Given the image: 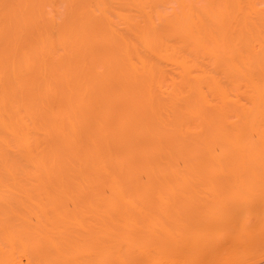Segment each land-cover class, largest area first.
Instances as JSON below:
<instances>
[{"label":"bare ground","instance_id":"bare-ground-1","mask_svg":"<svg viewBox=\"0 0 264 264\" xmlns=\"http://www.w3.org/2000/svg\"><path fill=\"white\" fill-rule=\"evenodd\" d=\"M176 200L196 203L180 208L188 224ZM133 214L164 220L122 222ZM262 226L264 0H0L6 251L190 264Z\"/></svg>","mask_w":264,"mask_h":264},{"label":"rangeland","instance_id":"rangeland-1","mask_svg":"<svg viewBox=\"0 0 264 264\" xmlns=\"http://www.w3.org/2000/svg\"><path fill=\"white\" fill-rule=\"evenodd\" d=\"M157 201V200H156ZM156 201H154V202H152L151 203V201H150V204H149V206L150 205H159V203L158 202H156ZM171 201V200H170ZM177 201V200H176ZM179 201V200H178ZM177 201V206H180V207H178L179 209H176V207H175V210H180V208H181V206L183 207V205H184V207L185 206H190V207H192V206H197L196 205V203H192V202H190V203H186V200H184V201H181V202H178ZM163 202V201H162ZM166 202V201H165ZM183 202V203H182ZM197 202V201H196ZM175 203V202H174ZM174 203H165V205H166V207H167V205H169L170 206V204H171V206L173 207V206H175L176 205V203L174 204ZM200 203V202H199ZM202 203V202H201ZM173 204V205H172ZM178 204H180V205H178ZM186 204V205H185ZM208 204V203H207ZM210 204V203H209ZM160 205H161V203H160ZM159 205V206H160ZM200 205V204H199ZM203 205V204H202ZM204 205H205V203H204ZM203 205V206H204ZM201 206V205H200ZM183 207V208H184ZM199 207V206H198ZM207 207V206H206ZM163 208V207H162ZM168 208V207H167ZM189 208V207H188ZM196 208V207H195ZM202 208V207H201ZM193 209V208H192ZM204 209V208H203ZM184 209H182V210H180V213L179 214H181V211H183ZM187 210V209H186ZM184 212H186V211H184ZM134 214H136V213H134ZM133 214V215H134ZM138 214V213H137ZM188 214H189V212H188ZM156 215V214H155ZM154 215V216H155ZM185 215H187V214H185ZM149 216V215H148ZM146 216L145 218H142V217H140V214H139V217H137V215L135 216H133V218H123V219H121L122 220V222H124V223H136V224H139V225H141V226H145V225H148L147 227H150V225L151 224H154V223H156L158 220L160 221V220H162L163 219V217H162V219H158V218H156V217H153L152 215L151 216ZM181 217H183V219H179V222H180V225L181 224H183V223H186V219H184L185 217L183 216V212H182V214L180 215ZM187 217V216H186ZM189 217V216H188ZM180 218V217H179ZM201 218V217H200ZM199 218V219H200ZM166 219V218H165ZM176 219H178V218H176ZM188 219V218H187ZM190 219V218H189ZM192 219V218H191ZM204 219V218H203ZM211 219H212V217H211ZM105 219H103V221L102 220H100V222L102 221V223H105V222H110L111 220L110 219H106V220H109V221H104ZM164 220V219H163ZM170 220V219H169ZM202 219H200V221H201ZM167 221V220H166ZM173 222L174 221H178V220H174V218H173V220H172ZM190 221V220H189ZM207 222V221H206ZM205 222V223H206ZM241 222H242V219L239 221V226H238V229H240L241 228ZM167 223H169V222H167ZM190 223V222H189ZM158 225H160L159 224V222L157 223ZM170 224H172V222H170ZM170 224H168V226L170 225ZM186 224H188V223H186ZM167 225V224H166ZM178 225H179V223H178ZM175 226V225H174ZM184 226V225H183ZM188 226V225H187ZM187 226H184V227H187ZM177 227V226H176ZM180 228H181V226H179ZM190 227V226H189ZM144 228V227H143ZM179 228V229H180ZM188 228V227H187ZM191 228V227H190ZM262 228L264 229V227L262 226ZM145 229H146V227H145ZM145 229H143V230H145ZM148 229V228H147ZM153 229V228H152ZM189 229V228H188ZM142 230V231H143ZM148 230H150V228L148 229ZM154 230V229H153ZM176 230V229H175ZM178 230V229H177ZM191 230V229H190ZM173 231H174V229H173ZM181 231V230H180ZM191 232V231H190ZM148 233H149V231H148ZM152 233L154 234V231H152ZM159 233V232H158ZM186 233H188V232H186ZM75 234V235H74ZM78 234V235H77ZM183 232H182V236H183ZM189 234V233H188ZM69 235V234H68ZM68 235H66L67 236V239L69 238V240L68 241H70V237H71V240L72 239H77V237H79L81 234L80 233H73V234H71L69 237H68ZM138 235V234H137ZM140 235V234H139ZM146 235H147V233H146ZM152 235V234H151ZM60 236V235H59ZM58 236V234L55 236V237H59ZM64 236V235H63ZM75 236V237H74ZM82 236H83V234H82ZM142 236V235H141ZM148 236V235H147ZM158 236V235H157ZM160 236L162 237H165L164 235H161L160 234ZM170 236V235H169ZM176 236V235H175ZM236 236H237V234H236ZM3 237V235L2 236H0V239ZM65 237V236H64ZM74 237V238H73ZM145 237V236H144ZM149 237V236H148ZM147 237V238H148ZM151 237V236H150ZM160 237V238H161ZM173 237V236H172ZM179 237V236H178ZM177 237V238H178ZM159 238V239H160ZM238 238V237H237ZM261 238V237H260ZM259 238V239H260ZM263 239H260V241H258V242H256L255 241V243L253 242L254 241V239L255 238H250V239H248V241H249V244L248 243H246L247 242V240H243V239H241V240H243L241 243H239V241H237L236 239H234V238H232V239H234L233 240V242H232V244H227L226 243V240L228 239L227 237H225V247L223 248V249H216L217 248V246L215 247V243H217V242H221L222 241V239H218V240H216V241H214V242H212V243H210L209 244V246H208V249H209V247H210V250L209 251H207L204 255H202L201 257H199L200 258V260L198 261V263L197 262H190V264H264V237H262ZM107 239V238H106ZM146 239V238H145ZM144 239V240H145ZM152 239V238H151ZM150 239V240H151ZM179 239V238H178ZM239 239V238H238ZM246 239V238H245ZM258 239V240H259ZM3 240V239H2ZM2 240L0 241V243H1V245L2 246H0V251H2V250H4V252L2 251V252H0V255H1V258H3L6 254H8L9 256H6L5 257V259H6V261H7V259H9L7 262H9L10 264H28L29 263V261H28V259H29V256H30V254H32L35 250H31V248L32 247H30V246H28V248L29 249H26L27 248V246L24 244H22V243H18L17 245H16V247H15V245L13 244V242H11V244L10 243H8V245H5L7 248H9V249H7V251H6V248H4V244H7V243H4L3 244V242H2ZM148 240V239H147ZM153 240V239H152ZM163 240H165V238L163 239ZM168 240H169V238H168ZM173 240V239H172ZM172 240H170L169 242L168 241H166L167 243H171V241ZM175 240V239H174ZM182 239H180V241H181ZM188 239H186V241H187ZM253 240V241H252ZM257 240V239H256ZM67 241V240H66ZM154 241V240H153ZM155 241H157L156 239H155ZM159 241V240H158ZM158 241H157V243H158ZM162 241V240H161ZM177 242H178V240H176ZM186 241H184L186 244L188 243L189 244V242H186ZM193 241V240H192ZM224 241V240H223ZM228 241H229V239H228ZM234 241L236 242V244L234 243ZM231 242V241H230ZM251 242H253L252 244H251V246H250V243ZM17 243V242H16ZM15 243V244H16ZM164 244H166L165 242H163ZM176 243V242H175ZM195 243V242H194ZM200 243V242H199ZM199 243H198V247H199V249L200 248H202L203 249V247L202 246H204V245H202V246H199ZM21 244V245H20ZM190 244H191V242H190ZM202 244V242L200 243V245ZM224 243L223 242H221V244L220 245H223ZM248 244V245H247ZM168 244H166L165 246H167ZM170 245V244H169ZM179 245H180V243H179ZM196 245H197V243H196ZM14 246V247H13ZM18 246H21L20 247V249L18 248ZM26 246V247H25ZM176 246V245H175ZM187 246V245H186ZM189 246V245H188ZM191 246H193V243L191 244ZM13 247V248H12ZM168 247V246H167ZM193 247H195V246H193ZM14 248H17V249H19V250H17V251H13V250H15ZM23 248V249H22ZM192 248V247H191ZM218 248H219V243H218ZM11 249V250H10ZM25 249V250H24ZM189 249V248H188ZM214 249H216L215 251H214ZM6 251V252H5ZM13 251V252H12ZM8 252H11L10 254L8 253ZM15 252V253H14ZM137 252H139V251H137ZM136 252V253H137ZM168 252V251H167ZM167 252L165 253L167 256H164L163 254H161V255H163V256H159L158 254L156 255V257L157 258H154L153 256H151V257H153V258H150L149 256L147 257V255L145 254L144 256H146L148 259H146L145 261H144V263L143 264H179V261H178V259L177 258H170V257H168L169 255L167 254ZM5 253V254H4ZM3 254H4V256H3ZM16 256H15V255ZM141 254V253H140ZM134 255H136V257H137V255H138V253L137 254H134ZM142 255V254H141ZM14 256L16 257L15 259H14ZM139 256V255H138ZM155 256V255H154ZM159 256V257H158ZM8 257V258H7ZM135 257V256H134ZM140 257V256H139ZM138 258V257H137ZM150 258V259H149ZM12 259H13V261H12ZM15 260V261H14ZM188 260V259H187ZM11 261V262H10ZM180 261H182V264L185 262L186 263V261L184 260V262H183V260H180ZM188 261H190V260H188ZM188 261H187V263H188ZM173 262H175V263H173ZM201 262V263H200ZM181 263V262H180ZM184 263V264H185ZM6 264H8V263H6ZM189 264V263H188Z\"/></svg>","mask_w":264,"mask_h":264}]
</instances>
